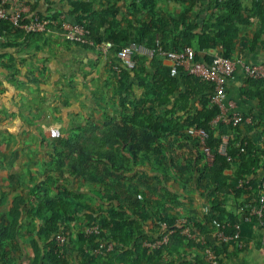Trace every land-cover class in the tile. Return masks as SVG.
Segmentation results:
<instances>
[{
	"label": "trees",
	"instance_id": "16d2710c",
	"mask_svg": "<svg viewBox=\"0 0 264 264\" xmlns=\"http://www.w3.org/2000/svg\"><path fill=\"white\" fill-rule=\"evenodd\" d=\"M42 1L47 6L43 12L37 11L28 0H8V17L0 19V41L11 42L14 35L23 39L55 30L70 44L94 49L111 59L123 122L138 125L142 134L150 130V136H140L134 144L131 137L124 136V131L101 132L102 127L90 126L64 141L60 139L55 148L64 147L68 152L58 150L55 154L58 164L55 173L80 181L78 189L74 184L73 189L69 179H64V183L59 177L50 181L48 174L47 180L41 183L44 196L39 206L50 213L39 218L42 223L35 225L36 232H30L37 235V240L32 241L33 264H177V255L185 251L178 246V241L192 243L197 249V258L204 264H213L209 255V259L204 255V250L210 249L205 236L211 230L207 231L204 223H197L190 215L186 218L187 223H193L191 235L183 233L184 225L172 214L177 194L169 181L175 182L173 176H177L183 192L200 190L202 194H209L212 218L204 220L211 227L217 228V224L221 227L225 220L236 222L234 214L225 217L226 198L235 190L234 180L236 184L253 172V164L246 160V151L252 143L245 144L237 126L240 124L233 121L218 129L213 127L212 121L221 114L213 101L214 84L181 68L173 73L159 48L183 51L193 47L195 60L208 64L217 56L243 61L245 53L253 52L258 45L264 46V0ZM23 6L29 10L24 12ZM16 9L23 10L21 22L38 15L55 21L51 25L54 29L25 32L9 18ZM66 23L80 26L95 43L110 42L112 49L105 54L88 42L67 38ZM131 43L153 50L152 56L134 53V66L129 67L118 52ZM132 78L134 83L130 82ZM247 86L245 91L258 88L256 94L264 111V80L247 76ZM135 87L140 89L139 94ZM171 96H176L175 105L170 106L172 115L167 118L161 115L160 104H169ZM180 111L183 115H178ZM189 129L204 131V139ZM172 134L177 135L172 143L177 144L179 152L158 149L161 136ZM226 134L230 139L226 153H222L220 146ZM124 142L131 144L128 149L120 148ZM142 142L153 150L142 152ZM190 144L196 146V153ZM179 158L184 159L183 166ZM230 169H234V178L227 172ZM47 183L53 184L52 191ZM162 194L174 195L173 201L164 200ZM149 223L157 229L166 225L174 231L167 243L153 246L162 239V233L156 237L153 232L157 229H148ZM93 225H98L99 234L86 232ZM232 227L233 224L227 228V233ZM58 234L66 235L69 249L59 246ZM110 241L115 243L112 250L100 246ZM185 257L179 264H190Z\"/></svg>",
	"mask_w": 264,
	"mask_h": 264
},
{
	"label": "crops",
	"instance_id": "0c3cea01",
	"mask_svg": "<svg viewBox=\"0 0 264 264\" xmlns=\"http://www.w3.org/2000/svg\"><path fill=\"white\" fill-rule=\"evenodd\" d=\"M28 1L34 3L37 11L43 12L47 7L42 0ZM23 7L25 11L29 10L28 6ZM9 41H0V264H33L32 241L37 240V235L30 232H36L35 225L42 223L39 218L50 213L39 206V200L44 196L41 183L47 180L48 174L50 181L59 177L64 183V179H69L73 189V184L78 189L80 181L73 176L60 177L55 173L58 168L55 154L58 150L68 152L64 147L55 148L60 139L64 141L95 126L97 129L102 127L101 132L111 129L124 131V136L131 137V143L135 144L140 136H150V130L142 134L143 130L138 125L123 122L111 59L104 58L94 49L70 44L61 32L55 30L23 39L14 35ZM194 45L197 48V43ZM144 49L146 53H139L152 56L150 49ZM211 52L216 53L215 50ZM243 61L264 63V46L258 45L253 52L245 53ZM164 62L171 64L167 58ZM130 82L134 83V79ZM246 88H249L247 76L239 64L226 83L225 115L237 112L244 118V122L237 126L245 144L248 141L252 143L251 149L246 151V160L253 164V172L240 178L236 184L234 180L235 190L227 194L225 217L230 218L234 214L237 218L236 222L225 220L221 224L228 239L219 238L218 224L217 228L211 227L204 220L212 218V203L207 192L202 194L197 190L188 194L183 192L179 181L171 180L169 183L177 194L175 202L172 199L174 195H161L164 200L171 199L175 204L176 209L171 213L177 216L178 222L192 215L197 223H204L207 231L211 230L205 237L221 264H264V213L262 216L253 215L251 220L244 218L259 205L264 184V111L256 94L258 88L251 87L250 91H245ZM135 90L140 93L138 87ZM175 98L171 96L169 104H160L161 115L167 118L172 115L170 106L175 105ZM189 111H194V108ZM178 115H183V112H178ZM225 119L219 115L212 121L213 127L218 129L225 125ZM51 126L58 130L50 132ZM191 130L194 129H189L190 133H196ZM229 134L231 136L233 132ZM132 137H136L135 140ZM225 137L230 139L228 134ZM174 138H177L176 134L161 136L162 142L157 148L179 152L177 144L172 143ZM130 145L124 142L120 148L128 149ZM140 149L142 152L153 150L143 142ZM191 150L196 153V146ZM178 162L180 166L184 165V159L179 158ZM227 172L234 178V169ZM46 186L51 191L54 188L52 183ZM231 224L233 230L227 233ZM149 227L157 229L152 223L148 224ZM161 230L153 232L156 237L160 236ZM233 234L237 237L233 238ZM177 243L185 250L183 255H177V264L183 256L190 264L205 263L197 258L195 245L186 241ZM68 245L65 243L64 249ZM207 254L205 249L204 255L209 259Z\"/></svg>",
	"mask_w": 264,
	"mask_h": 264
},
{
	"label": "built area",
	"instance_id": "2783aa9c",
	"mask_svg": "<svg viewBox=\"0 0 264 264\" xmlns=\"http://www.w3.org/2000/svg\"><path fill=\"white\" fill-rule=\"evenodd\" d=\"M7 1L8 0H1L0 2V19L8 17V9H7ZM17 12L13 13L9 18L10 20L19 26L20 29L24 30L27 33L31 32H40L45 31L47 29H54L51 25H55L56 22L49 19H41L38 15L31 17L28 21L21 22L23 10L16 9ZM25 12V10H24ZM65 35L67 38L71 40L77 41H85L91 45L97 47V49L101 50L103 53H109L112 49L113 45L110 42H101L95 43L92 40H89L84 32V30L80 26L72 25L71 23L64 24ZM87 33V32H86ZM160 52L166 56L168 60L171 61V71L173 73H177L179 68L185 70L187 73L197 75L202 77L205 80H208L214 84V99L213 101L219 106L221 109V116L226 123L234 122V124H242L244 122V118L237 112H232L233 114L225 115V99H226V90L225 84L227 80L233 76L235 71L237 70L238 65L240 64L243 66L246 76L250 78L262 79L264 80V63H256L250 64L245 61H235L229 58H223L221 56L215 57L211 63H207L206 61H196L195 56V49L193 47H187L183 51L177 50H169L163 51L162 48H159ZM150 55L153 54V50H150ZM142 52L146 53L143 46H138L135 43H131L126 47L122 48L118 52V56L121 57L124 62L129 66L133 67L134 63L132 60V56L134 53ZM57 131V130H56ZM50 132H54L50 129ZM191 132L198 133L203 139L205 136L204 131H196L191 130ZM228 148V137H224L223 142L221 143L220 150L222 153H226ZM208 152V148H206ZM263 187V188H262ZM262 193L259 196V205L254 207L250 213H248L244 218L246 220H251L253 215L262 216L264 213V184L261 186ZM187 218H184L182 221L183 226V233L187 236L191 235V225L193 223H187ZM166 226V225H164ZM219 238L228 239L224 229L219 227ZM99 227L96 225L89 226L86 228L87 233H97L99 234ZM174 231L172 229L168 230V233H164L162 235V239L158 240L153 246L162 245V243H167L169 236ZM86 233V234H87ZM233 238L237 237V234H233ZM57 241L60 247H63L66 241V235L58 234ZM101 247H106L108 250H112L115 246L114 241H110L107 244L101 243ZM207 253L212 260L213 264H221L218 257L214 255L211 249H207Z\"/></svg>",
	"mask_w": 264,
	"mask_h": 264
},
{
	"label": "rangeland",
	"instance_id": "374dc122",
	"mask_svg": "<svg viewBox=\"0 0 264 264\" xmlns=\"http://www.w3.org/2000/svg\"><path fill=\"white\" fill-rule=\"evenodd\" d=\"M50 129H52L53 131H56V130H58L55 126H51L50 127ZM172 176H173V174H172ZM173 178L175 179V182L177 183V176H173ZM174 181V180H173ZM77 187V186H76ZM171 204L169 203V206H170ZM177 210H180V208H178L177 207ZM183 213H185V211H183ZM184 219H182V220H180L179 221V223H181L182 224V221H183ZM96 226H98V225H96ZM168 228L167 227H165V226H163V228H162V235H164V233H168Z\"/></svg>",
	"mask_w": 264,
	"mask_h": 264
}]
</instances>
